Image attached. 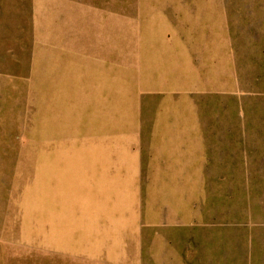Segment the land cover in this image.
<instances>
[{"label": "rangeland", "instance_id": "rangeland-1", "mask_svg": "<svg viewBox=\"0 0 264 264\" xmlns=\"http://www.w3.org/2000/svg\"><path fill=\"white\" fill-rule=\"evenodd\" d=\"M144 1L191 40L201 185L152 186L119 147L46 138L76 134L41 85L52 0H0V264H264V0Z\"/></svg>", "mask_w": 264, "mask_h": 264}, {"label": "crops", "instance_id": "crops-1", "mask_svg": "<svg viewBox=\"0 0 264 264\" xmlns=\"http://www.w3.org/2000/svg\"><path fill=\"white\" fill-rule=\"evenodd\" d=\"M52 3L35 40L41 85L50 122L76 134L45 137L94 139L95 154L119 147L136 156L135 170L150 172L152 186L201 185L205 143L194 97L203 81L191 40L168 10L144 0Z\"/></svg>", "mask_w": 264, "mask_h": 264}]
</instances>
